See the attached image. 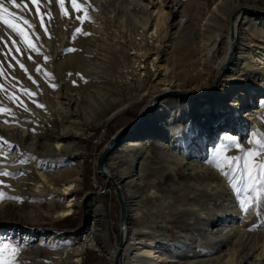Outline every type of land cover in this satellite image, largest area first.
<instances>
[{"label": "bare ground", "instance_id": "bare-ground-1", "mask_svg": "<svg viewBox=\"0 0 264 264\" xmlns=\"http://www.w3.org/2000/svg\"><path fill=\"white\" fill-rule=\"evenodd\" d=\"M77 4L80 11L65 0L67 15L56 5L62 12L58 52L44 51L39 58L38 72L43 76L35 73L38 86L34 80L22 84L32 92L31 98L16 88L18 103H11L6 100L9 89L0 88V108L6 109L0 112V172L12 174L0 175L4 194L0 224L12 217L36 221L32 216L41 210L42 200L61 205L53 219L73 213L83 165L71 144L84 138L91 124L85 119L94 113L86 114L90 108L85 104L80 108L83 98H92L102 109L89 119L98 127L148 102L144 116L150 121L145 130L125 140L116 137L106 154L110 163L103 166L118 186L125 209L122 244L108 249L109 263H116L118 251L117 264H204L224 251L222 264H264V233L232 230L235 220L229 219L244 211L236 190L248 184V177L239 171L223 174L229 171L230 154L259 152L254 141H262L258 121L264 117V96L260 97L264 0H77ZM121 12L132 27L124 24ZM70 25L76 40L65 55L73 33L67 29ZM17 44L29 47L20 39ZM162 63L166 67L160 71ZM55 72L60 80L52 76ZM215 85L214 93L210 86ZM207 90L208 97L202 96ZM248 128L254 135L252 146L245 149L242 140ZM262 162L264 154L251 159L252 175ZM97 241L108 247L104 213L92 217L78 244L58 239L54 232L27 235L19 229L0 230V247L20 249L16 255L5 249L0 259L14 260L13 264H27V259L30 264H81L85 251L101 250ZM228 245L231 249L225 251ZM197 247L212 251L194 252ZM43 248L49 255L40 260ZM156 253L162 254L159 261L151 260Z\"/></svg>", "mask_w": 264, "mask_h": 264}, {"label": "rangeland", "instance_id": "rangeland-1", "mask_svg": "<svg viewBox=\"0 0 264 264\" xmlns=\"http://www.w3.org/2000/svg\"><path fill=\"white\" fill-rule=\"evenodd\" d=\"M0 3H3L4 6L9 9L10 12L16 13L18 16L24 17L32 25H34V27L29 28L27 25H24L22 21L17 19L15 16H5V19L10 20L11 22L16 24L20 29L24 31V36L22 37L19 34L14 35L11 32V30L7 28L6 25L2 21H0V37L3 38L2 40H0V88L1 90L5 89L6 91L9 89L7 91L9 94L8 98L6 99L7 101L11 100L10 101L11 103L12 102L18 103V99L15 98L16 95L14 94L13 90L16 88H20V91H23L25 95L27 94L31 98L30 95H32L31 94L32 92H29L26 89V87H23L22 84L25 82L34 84L33 82L34 80L35 84H37L36 86H38L37 79H36L37 75L35 73H39L41 69L39 67L42 66L41 64L42 59L40 60L39 58H43V56H45V54H43L44 51H49V53L58 52V39H59L58 34L60 33L61 27H62L61 21L59 22L60 20L59 16L61 15L62 12H60V9L58 8V6L56 7L57 5L56 0H52L51 3H49V0H40L39 12H37V5L34 4L32 0H16V4L19 6V8L14 7L13 4L10 3V0H0ZM25 4H26V7H25ZM41 14H44L43 15V25L41 23ZM121 16L124 17L123 12H121ZM78 23H81V22L79 21ZM124 24L129 27H132L134 25L133 22L127 17H124ZM4 25H5V28L7 29H4V27H2ZM78 25H75V26H78ZM67 29H70L69 30L70 33L72 32L73 33L67 41V45L69 47L66 48L65 52H63V54L66 53L65 55L70 54L71 52L70 49H72V46H73L72 41L76 40L74 39L75 30L72 29L71 25L67 27ZM19 39L23 40L24 42L27 41V46L32 45L33 48H31L30 46L25 47L24 45L17 44V41ZM26 48L28 49L30 48L29 51L26 52ZM17 49H19V51H17ZM30 51H33V53H31ZM34 53L36 54V56L34 55ZM33 55L35 58L34 57L32 58ZM29 57H31L30 60L28 59ZM61 58H62L61 55H58L56 61L60 62V60L63 59ZM172 58L173 57L170 55V62L172 61ZM44 62L46 61L44 60ZM21 64L24 65V68L20 67ZM158 67H160L159 68L160 71H163L166 66L164 63H162V64H159ZM38 68H39V72L37 70ZM39 75H42V74L39 73ZM52 76H54V79L56 80L61 79V76L59 74H56V72ZM71 87L77 90V92L84 91L78 85L77 86L71 85ZM210 87H211V90L213 89L216 90L215 88H217L216 85L210 86ZM175 94H179V93L177 92ZM202 96L208 97V90L206 91V94H202ZM263 96L264 95H261L260 97H263ZM90 97H93V96L90 95ZM108 103H110L109 100L107 101L106 104ZM84 104L85 106L90 108V109H87L86 114H88L90 111H93L94 112L93 115H94L96 113H99L102 110V109H98L95 106L94 100L92 98H88V97L83 98L82 106L80 108L84 107ZM148 107H149L148 102H140L134 107L125 110L119 116H117L113 121H111L110 123L102 127L93 125V121L89 120L93 115L85 119L88 123H91V124H89L86 127L84 138L79 143L75 144L74 146H72L71 144V148H73V150L76 152L77 161H79L83 165V173H82L81 186L75 192V196L77 198V204L74 208L73 213L69 217L63 220L53 219L52 214L54 213V211L59 210L61 205L58 203L56 204V202L51 205L46 200H42L40 203L41 210L39 212H35L34 215L32 216L34 220L36 221H33V220L31 221L28 218L30 220L29 221L26 216V217H22L21 219L23 221L20 222L19 217H12V221L0 224V230H6V229H12V228L19 229L27 235H33L34 233L43 235V234H49V233L54 232L58 239L66 238L70 243L78 244L84 239L85 232L91 227L92 217L96 216L97 218H100L101 214L104 213L105 216L107 217L108 228H109L108 247L100 245V241H97L99 243V247L101 246V250L89 249L85 251V253L82 255L81 264H110L109 259H108V255H109L108 249H110L112 246L114 247L116 245H119L120 207H119L118 201L114 193V188L109 183V181L114 182L113 179L108 177L105 173H104L105 178L99 176L96 172L95 164L97 163L98 154L100 153L101 150L106 149L107 147L106 145L108 141L110 140V138H114L113 136L117 132H121L123 130L131 128L136 123L138 117L139 118L143 117V118L141 122L139 123L138 128L134 132H136L137 130H145L144 128L147 126L148 122L150 121L146 119L144 116V114H147L146 111L148 110ZM218 112L221 114L220 111ZM215 123L218 125L217 122ZM258 124L259 126L262 127L263 134L260 140H262L261 142L264 143V140H263L264 139V136H263L264 135V117H261L259 119ZM249 129L250 128H248L247 132H245L243 140H242L245 149L250 148L252 146L254 134H251ZM134 132L123 134L117 137H121L123 138L122 140H125L127 139V136L131 135ZM153 133L156 134L157 136H160L158 131L153 132ZM68 143H70V141H68ZM22 155L23 154H21V156ZM243 155H241V153H236L233 155L230 154L229 155L230 163H232L231 161L232 157H240ZM105 157L106 158L104 159L103 166L106 167L107 164L110 163L108 159H110L111 156L109 157L105 156ZM53 160L57 161L58 159L53 157ZM242 162H239L241 166L243 165ZM254 171L256 170L253 169V172ZM255 186L257 187V189H259L260 187L259 183H257ZM237 188L240 189V191L236 190L237 197L240 200L242 199V202H245V201L249 202L247 203V208L249 210L245 211V205L243 203L244 211L242 215L237 216V214H233L229 216V219L232 218L233 220H235L234 221L235 223L233 224L234 227L232 226V230H235V231L243 230L250 234H253L254 236L262 235V232L264 233V211H262V208L264 207V192L254 193L251 190V188L248 187V184H242ZM132 191L136 192V189L133 188ZM118 192H119V189H118ZM120 198H121V194H120ZM130 204L128 203V207H130L129 206ZM101 210L103 212H101ZM181 221H183V219H181ZM87 222H89L88 225H86ZM175 225L179 227V224H175ZM132 228L136 229V227L134 226H132ZM98 229L102 230L101 227H99ZM177 234L176 235L173 234L174 235L173 237L175 238V240L178 239L179 233ZM221 242L225 243L226 241L222 239ZM229 247L230 246L228 245L225 248V251ZM202 248L203 247H197V249L194 248L193 250L194 252L199 249H201L200 251H203V252L207 250H209L208 252L212 251V248L210 247H208V249L207 248L202 249ZM229 249H231V247ZM183 252H185L184 248H183ZM220 253L221 254L225 253L226 255V252L224 251L223 252L221 251ZM220 253L219 255H216L218 260L215 256H214V260L213 259L210 260L209 258H206L204 264H209L210 262L212 263L213 261L214 262L212 264L214 263L222 264V262L225 261V258L221 260L222 257H220L221 255ZM48 255H49V251L47 248L41 249L39 253L40 260L46 259ZM161 255L162 254L160 253H156L155 255H153L151 260L159 261L158 259ZM216 260L218 261L217 263H216ZM27 264H30L29 259H27Z\"/></svg>", "mask_w": 264, "mask_h": 264}, {"label": "snow or ice", "instance_id": "snow-or-ice-1", "mask_svg": "<svg viewBox=\"0 0 264 264\" xmlns=\"http://www.w3.org/2000/svg\"><path fill=\"white\" fill-rule=\"evenodd\" d=\"M32 2L37 5V12H39L40 0H32ZM51 2H52V0H49V3H51ZM56 2L59 4L62 12H64V14L67 15V12L65 11V0H56ZM10 3H12L14 7L19 8V6L16 4V0H10ZM71 4L76 11L81 10L80 5L77 4V0H71ZM25 7H26V4H25ZM29 12H30V10H29ZM43 15L44 14H41L42 25H43ZM5 16H15L17 19L21 20L22 23L24 25H27L29 28L34 27V25H32L27 19H25L22 16H18L16 13L10 12L9 9L7 7H5L3 3H0V21H2L6 25L7 28L12 29L13 31L17 32L19 35H21L23 37L24 31L22 29H20L16 24L11 22L10 20L5 19ZM77 18L79 19V17H77ZM45 31H46V29H45ZM76 31L79 32L80 29L78 28ZM2 39L3 38L0 37V40H2ZM29 46L32 47V45H29ZM17 51H19V49H17ZM70 51H72V50L70 49ZM29 59H31V57H29ZM45 61H47V57H45ZM20 67L24 68V65L21 64ZM37 70L39 71V68ZM25 71H26V69H25ZM38 106H40V105H38ZM3 111H6V109L0 108V112H3ZM4 122L9 123V121H7V120ZM2 139L3 138H0V140H2ZM225 139L231 143H235L234 138L231 136H226ZM4 143L6 144L7 142L5 141ZM254 143L258 146L259 152L243 150L244 151L243 156L231 158L232 163H230L229 171L224 172L223 174L227 177L229 175H232L234 171H239V174L241 175V177H244V176L248 177V187H250L254 193H261V192H264V163H260V164L255 166L257 169V174L254 176V175H252L251 159L257 155L264 154V143H261L259 140L254 141ZM236 146L239 147L238 144H236ZM219 151L220 150H218V152ZM240 161H243L242 166L239 163ZM217 167H219V165H217ZM0 175L10 176L12 174L8 173V172H0ZM257 183H259V185H260L259 189H257V187L255 186ZM237 190L240 191V189H237ZM3 198H4V194L0 193V199H3ZM8 198L13 199V197H8ZM243 203L245 205V211H248L249 209L247 208V203H249V202L245 201ZM9 248H10V245H8V244H4L2 247H0V256H2L3 251L5 249H9ZM10 250H11V253L13 255L18 254L20 251V249L18 247H12V248H10ZM0 264H13V261L12 260L3 261L2 259H0Z\"/></svg>", "mask_w": 264, "mask_h": 264}, {"label": "water", "instance_id": "water-1", "mask_svg": "<svg viewBox=\"0 0 264 264\" xmlns=\"http://www.w3.org/2000/svg\"><path fill=\"white\" fill-rule=\"evenodd\" d=\"M142 118L143 117H141V118L138 117L136 123L131 128L126 129V130H123L121 132H117V133H115V135L113 137L116 138L117 136L134 132L138 128L139 123L141 122ZM114 138H110V140L108 141V143L106 145L107 146L106 149L100 151V153L98 154V157H97V163L95 164L96 165V172H97V174L99 176L103 177V178H105V174L103 172V162H104V158H105V156H106L109 148L111 147ZM109 183L114 188V193H115L116 199H117L118 204H119V207H120V223H119V226H120V236H119V247H121V244H122L121 236H122V227H123L124 219H125V209H124L123 202H122V200L120 198V194L118 192V188H117L116 184L114 182H112V181H109ZM88 223L89 222H87L86 225H88ZM118 255H119V251L117 252V255H116V259H115L116 260V263L115 264H117Z\"/></svg>", "mask_w": 264, "mask_h": 264}]
</instances>
